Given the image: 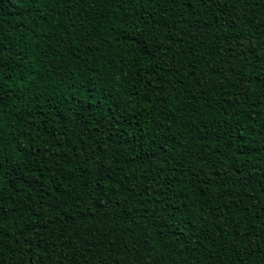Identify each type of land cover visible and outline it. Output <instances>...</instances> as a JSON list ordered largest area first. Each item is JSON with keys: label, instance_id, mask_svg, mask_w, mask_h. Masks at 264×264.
<instances>
[{"label": "trees", "instance_id": "obj_1", "mask_svg": "<svg viewBox=\"0 0 264 264\" xmlns=\"http://www.w3.org/2000/svg\"><path fill=\"white\" fill-rule=\"evenodd\" d=\"M0 264H264V0H0Z\"/></svg>", "mask_w": 264, "mask_h": 264}]
</instances>
